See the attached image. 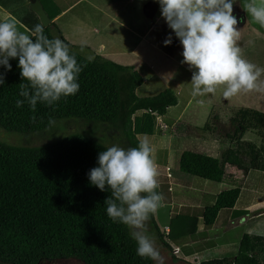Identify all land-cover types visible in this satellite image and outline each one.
<instances>
[{"label":"trees","instance_id":"16d2710c","mask_svg":"<svg viewBox=\"0 0 264 264\" xmlns=\"http://www.w3.org/2000/svg\"><path fill=\"white\" fill-rule=\"evenodd\" d=\"M43 25L45 35L63 40L76 54L77 61L86 65L78 77L79 91L51 106L38 103L34 112L27 103L17 108L16 100L22 99L19 84L24 81L18 59H10L11 70L0 65L4 75V84L0 85L1 127L18 132L37 131L48 124L49 118L80 116L109 122L112 136L118 134L125 148L136 147L137 135L152 133L154 126L163 128L159 116L176 102L170 88L136 95L134 89L142 76L133 65L99 54L91 55L94 59L88 62L87 56L63 37L53 21ZM229 122L233 128L224 133L229 141L218 157L183 149L177 159L178 170L214 181L224 177L225 165L243 172L263 170L264 145L243 139L240 133L248 129L261 133L264 111L238 106L230 114ZM110 146L111 142L106 144L80 132L38 145L0 141L1 261L35 264L45 258H75L84 264H154L136 254L131 230L107 216L104 202L110 191H101L89 181L90 169L98 166V154ZM239 193L237 185L219 190L211 203L202 206V224L211 225L217 211L231 208ZM149 221L161 243L169 248L166 260L170 264H264V235L242 232L233 256L190 262L171 252L175 245L172 247L170 242L194 231L195 223L187 222L181 232L173 231L171 224L160 230L153 215Z\"/></svg>","mask_w":264,"mask_h":264},{"label":"clouds","instance_id":"9594fccd","mask_svg":"<svg viewBox=\"0 0 264 264\" xmlns=\"http://www.w3.org/2000/svg\"><path fill=\"white\" fill-rule=\"evenodd\" d=\"M160 13L182 45V63L194 69L190 96L215 95L218 89L224 99L241 93L264 92V68L244 57L239 46L240 29L233 15L235 0H157ZM244 11L253 23L264 28V0H247ZM171 43V37L164 44ZM87 40L80 42V49ZM10 59H18L22 81L16 107L25 103L34 112L38 103L51 106L61 98L79 91L78 77L83 67L76 54L60 38H49L44 25L21 30L19 21L7 16L0 19V65L11 70ZM91 62L94 57H86ZM4 75L0 73V85ZM49 118L48 124L55 125ZM154 149L147 136L138 139L136 147L112 145L98 154V166L90 169L92 185L111 195L105 200L107 216L127 226L136 242V254L162 264L155 242L148 235L147 221L162 205L159 171Z\"/></svg>","mask_w":264,"mask_h":264},{"label":"rangeland","instance_id":"374dc122","mask_svg":"<svg viewBox=\"0 0 264 264\" xmlns=\"http://www.w3.org/2000/svg\"><path fill=\"white\" fill-rule=\"evenodd\" d=\"M77 9L78 8H75L65 14L64 19L76 16ZM91 13H93V11H91ZM36 19L40 20L38 17ZM240 32L241 38L239 46L243 50L244 57L257 66L264 68V36L263 38L255 36L253 31H248L247 28L242 29ZM124 44L125 43H118V45H115L116 48L114 49L123 51L124 58H131L130 55L125 53L127 46L125 47ZM75 46L83 55H89L87 48L81 51L80 46ZM179 48H176L174 61L168 60L160 56V54H155L154 50L150 47L139 49L142 61L136 66L139 74L142 76V81L135 86V94L139 96L154 94L164 88H170L175 94L176 102L166 108V113L163 116H159L160 120L166 124V127L158 128L154 126L152 133L137 135L138 139L147 136L154 149L153 156L155 161L162 162V160L167 158L166 161L174 171H178L177 156L178 152L183 149L206 153L215 157L219 156L220 151L229 141L224 133L233 128L229 122V116L234 112L235 108L238 106H247L264 111V92L256 91L241 93L226 100L218 89L215 95L209 94L205 97H198V100L202 99L204 101L202 105L198 104L196 100H193L190 96V80L194 70H189V66L182 63L183 48L182 46ZM150 59L153 61H150ZM261 78L264 79V76ZM54 120L56 122L54 126L47 124L44 128L37 131L18 132L6 130L0 126V141L17 145H38L46 141L57 139L70 132H80L93 136L94 138L96 137L106 144H110L111 142L112 145L125 148V142L118 134L112 136L113 127L109 122L80 116L59 117ZM208 126H210V128ZM259 130L261 133H257L255 129L244 130L240 133V137L262 146L264 145L262 136L264 135V126L260 127ZM167 153L169 154L167 155ZM262 160L264 163V159ZM224 169L225 175L228 178L225 176L216 183L223 188H228L233 185L240 186V193L234 207L241 208L242 201H245L246 204H250L251 202L263 198V204H261L262 202H258L254 207H261L262 213L264 214V168L263 170L247 169L246 172H243L241 169H236L234 166L225 165ZM182 173L186 179L195 181L194 186L196 188L197 183L204 181L196 176L184 172ZM167 180L168 178L165 177L163 173L159 174L158 182L159 187L162 189L161 194L163 196V201L161 207L153 215L158 228L161 230L164 225L171 224L173 231L183 232L182 229L185 228L187 222L189 225L190 223H195L194 231L185 232L184 235H182V237L186 235V238L179 239V237L177 240L172 242L169 241L172 247L175 245V250L173 249L171 252H175L177 256L184 257L187 260H193V262L201 260L203 256L205 258L213 255L231 256L234 251L236 252V247L234 249L226 248L223 251H219L221 249L220 247L218 249L215 248L219 252H215L213 248H205L219 241L226 242V236H229L228 239L230 241L239 240L242 232L246 229L244 221H231L228 223V228L226 225H222L225 220L224 218L227 216V212L231 211L232 208L222 209L216 217L215 223L204 226L201 222L200 213H198L199 208L195 207L196 204L192 202H190V205L186 202V204L181 206L169 204V191L166 190ZM207 181L208 183L214 182L210 180ZM189 195H193L192 198L195 199L194 196H197V193L191 191ZM205 196H208L205 197V199L208 200L209 196L212 197L213 195L208 193L205 194ZM205 199H202V203L206 202ZM169 207L171 212L168 211ZM246 213H249V210ZM255 213H259V210ZM245 218L246 217L243 219ZM262 220L264 226V216ZM180 224L182 225L180 226ZM147 231L148 235L155 242V246L162 257V264H170L166 260V256L170 254L168 251L169 248L161 243V240L156 235L154 227L149 220L147 221ZM196 231L208 233L209 236L207 237L209 238L200 241L203 239V235L199 234V236ZM162 238L167 240L164 235ZM205 250H208V253L201 257L200 253ZM0 264L13 263L0 260ZM35 264L84 263L75 258H45L40 259ZM154 264H160V262L154 261Z\"/></svg>","mask_w":264,"mask_h":264},{"label":"crops","instance_id":"0c3cea01","mask_svg":"<svg viewBox=\"0 0 264 264\" xmlns=\"http://www.w3.org/2000/svg\"><path fill=\"white\" fill-rule=\"evenodd\" d=\"M39 2L48 17V22L53 21L63 37L70 43L80 46L82 40H87V46L85 48H87L89 55L99 54L118 63L131 64L138 73L139 71L136 65L142 61L139 49L150 47L154 50L155 54H160V56L174 61L176 48L182 46L179 39L175 36V33L168 27L164 18L161 16L160 5L157 0H39ZM246 2L247 0H235L233 4V15L238 19L236 27L240 29V31L244 28H247L248 31L252 30L255 36L263 38L264 28L253 23L251 17L243 9V5ZM75 8H78L76 16L64 19V15ZM91 11H93V13H91ZM7 16L16 18L19 21L21 30L33 28L37 24V21L41 23L40 20L36 19L38 16L31 9L27 0H0V19ZM169 36L171 37V43L165 45L164 41ZM118 43H125L124 46H127L125 53L130 55L131 58H124L123 51L114 49L116 48L115 45H118ZM150 61L153 60L150 59ZM164 114H162V116ZM168 154L169 153H167V155ZM166 160L167 158L162 160V162L156 161V164L159 174L163 173L164 176L168 178L166 190L169 191L170 205L176 204L177 206H181L186 204V202L190 205V202H192L196 204V208H199L198 213H200L202 206L211 203L214 195L219 190L224 189L222 186L220 187L219 184L217 185L219 181L210 180L214 182L208 183V179L199 177V179L204 181L197 183L196 188L194 186V180L186 179L179 170L174 171ZM225 176L226 175H224V177ZM158 189V192L161 193V187ZM191 191L197 193V196H194L195 199L192 198L193 195H189ZM208 193L213 196H209V199L206 200L205 197L208 196H205V194ZM202 199H205L206 202L202 203ZM258 202H262L261 204H263V198L251 202L250 204H246L245 201H242L241 208L234 207L236 204L235 202L231 207V211L227 212V216L224 218L225 220L222 225H226L228 228V223L231 221H244L246 229L243 232L264 235V226L262 224L264 214L262 213L261 207H257L258 209L254 207ZM222 209L224 208H220L217 211L213 223L216 222V217ZM239 209L242 210L237 211ZM248 210L249 213H246ZM257 210H259V213H255ZM168 211L171 212L170 207ZM244 217L248 219H243ZM196 232L198 235H203V239L200 241L209 238L207 237L209 236L208 233ZM228 237L229 236L225 237L227 239L226 242L219 241L205 248H213L215 252L218 251L217 249L219 247L221 248L219 251H223L226 248H237V241H230ZM181 238H186V235L184 237L181 236L179 239ZM207 251L208 250L202 251L200 256L202 257V255L208 253ZM234 254L235 251L231 256ZM221 256L225 255H213L211 257ZM208 258H210V256ZM202 259L206 258L203 256ZM190 262H193V260H190Z\"/></svg>","mask_w":264,"mask_h":264},{"label":"water","instance_id":"95a60500","mask_svg":"<svg viewBox=\"0 0 264 264\" xmlns=\"http://www.w3.org/2000/svg\"><path fill=\"white\" fill-rule=\"evenodd\" d=\"M31 9L37 14L40 22L42 24H46L48 22V17L46 16L45 12L43 11L39 0H27Z\"/></svg>","mask_w":264,"mask_h":264},{"label":"built area","instance_id":"2783aa9c","mask_svg":"<svg viewBox=\"0 0 264 264\" xmlns=\"http://www.w3.org/2000/svg\"><path fill=\"white\" fill-rule=\"evenodd\" d=\"M160 123H161V122H160ZM160 125H161V126H163V127L165 126V124H164V123H161ZM166 168H168V167H166ZM167 174H168V173H167Z\"/></svg>","mask_w":264,"mask_h":264}]
</instances>
